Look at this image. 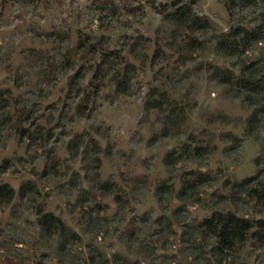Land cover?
<instances>
[{"label":"rangeland","instance_id":"rangeland-1","mask_svg":"<svg viewBox=\"0 0 264 264\" xmlns=\"http://www.w3.org/2000/svg\"><path fill=\"white\" fill-rule=\"evenodd\" d=\"M262 11L0 0V264H264V35L236 47Z\"/></svg>","mask_w":264,"mask_h":264},{"label":"trees","instance_id":"trees-1","mask_svg":"<svg viewBox=\"0 0 264 264\" xmlns=\"http://www.w3.org/2000/svg\"><path fill=\"white\" fill-rule=\"evenodd\" d=\"M258 0H227V6L230 10H234L239 7H247L257 3ZM263 21H259L254 27L247 28L242 27L240 34V40L237 41L236 47L239 44H247L253 40H258L264 35V11L261 12ZM175 19L182 22V24L187 25L192 30H199L209 27V21L206 19H201L198 17L188 6H182V9L174 13ZM233 43L229 42V47H233ZM218 46L225 48V42L223 40L218 41ZM13 196V190L9 188L6 184H0V200L10 198ZM42 224L50 227H55L60 224L58 218L52 217L50 214H43L40 217ZM206 224L209 228H212L217 236H219L222 244L228 248H233V246L238 241H243L250 229V225L247 220L241 219L233 214H222L219 213L215 217L206 220Z\"/></svg>","mask_w":264,"mask_h":264}]
</instances>
